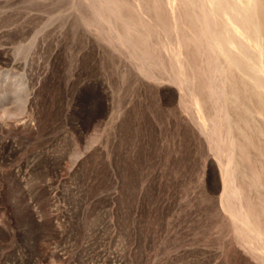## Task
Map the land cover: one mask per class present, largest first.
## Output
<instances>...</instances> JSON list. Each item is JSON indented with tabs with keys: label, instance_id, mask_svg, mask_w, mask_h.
I'll list each match as a JSON object with an SVG mask.
<instances>
[{
	"label": "rangeland",
	"instance_id": "1",
	"mask_svg": "<svg viewBox=\"0 0 264 264\" xmlns=\"http://www.w3.org/2000/svg\"><path fill=\"white\" fill-rule=\"evenodd\" d=\"M250 1L0 0V264H264Z\"/></svg>",
	"mask_w": 264,
	"mask_h": 264
},
{
	"label": "bare ground",
	"instance_id": "2",
	"mask_svg": "<svg viewBox=\"0 0 264 264\" xmlns=\"http://www.w3.org/2000/svg\"><path fill=\"white\" fill-rule=\"evenodd\" d=\"M172 1V0H171ZM211 4H213V6H219V8H221L222 7V9L221 10H223V6L225 5V7H226V4H225V0H208ZM263 0H251L250 2L252 3V5H251V12L250 13H252V12H255V14L256 13H258V10H260L261 9V6L263 5V2H262ZM189 2V1H188ZM206 3V2H205ZM228 3H229V1H228ZM201 6H203V5H201ZM212 6V8H214ZM228 7V6H227ZM204 8H205V6H204ZM249 9V8H248ZM210 12H212V11H210ZM206 13V12H205ZM209 14V13H208ZM212 15V14H211ZM240 14L239 13H235L234 14V16H239ZM242 15V14H241ZM243 16V15H242ZM203 17V16H202ZM205 17H207V15L205 16ZM245 17V16H244ZM243 17V18H244ZM210 19V18H209ZM209 19H208V21H209ZM201 21H202V19H201ZM256 21V20H255ZM254 21V22H255ZM203 22H205L206 23V27L207 28H209V25H208V23L209 22H207V21H205L204 20V17H203ZM263 21L262 20H260V18H258L257 19V21L254 23V25L256 26V29H257V31H258V38H257V41L259 42V49H260V55H261V57H263L264 58V44H263V42H262V37L259 35V31L261 30V28H263ZM201 26V25H200ZM205 27V26H204ZM205 27V28H206ZM233 27H234V25H233ZM206 28V29H207ZM206 29H202V33L203 34H205L208 30H206ZM200 30V29H199ZM198 30V31H199ZM234 31H236L237 29H236V26L234 27V29H233ZM210 33V32H209ZM208 33V34H209ZM206 36H207V33L205 34ZM262 35V34H261ZM211 38V37H210ZM213 40V39H212ZM227 46H230V45H233V39L231 38V36H228L227 37ZM256 41V42H257ZM213 43V42H212ZM217 46L218 48H219V50L220 51H223L225 54H226V56H227V58H228V60L231 58V54L229 53L230 51H226V50H224V47H223V44L221 43V41H220V39H219V36L218 35H216V36H214V43H213V46ZM226 48V47H225ZM215 50H216V48H214ZM224 54V55H225ZM247 56H246V54L245 53H243V58L244 59H247L246 58ZM238 61V60H237ZM236 60L234 61V60H230V62L232 63V64H238V62H237ZM229 163V162H228ZM227 163V164H228ZM227 167V166H226ZM229 169V168H228ZM226 170V169H225ZM231 171V170H230ZM226 173V172H225ZM230 174V173H229ZM223 175V174H222ZM227 177V176H226ZM224 179H225V176L223 177ZM227 180V179H226ZM226 180H224V181H226ZM225 183V182H224ZM229 183V182H228ZM225 185V184H224ZM234 187V186H233Z\"/></svg>",
	"mask_w": 264,
	"mask_h": 264
}]
</instances>
